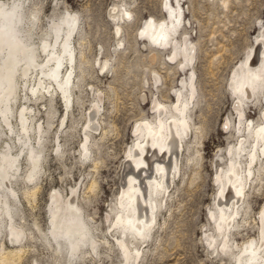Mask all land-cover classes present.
Listing matches in <instances>:
<instances>
[{
	"label": "rangeland",
	"instance_id": "obj_1",
	"mask_svg": "<svg viewBox=\"0 0 264 264\" xmlns=\"http://www.w3.org/2000/svg\"><path fill=\"white\" fill-rule=\"evenodd\" d=\"M175 1H16L21 5L18 12L26 15L20 12L22 19L34 21L35 25L24 19L30 25L24 35L30 34L36 45L52 32V23H60L67 13L77 17L70 39L75 77L69 105L59 93L37 99L29 92L31 88L18 89L14 132L21 137L18 116L26 105L32 110L29 143L43 162L33 196H23L25 189L33 187L26 178L31 165L25 155L11 178L13 192H7V197L12 220L5 217L0 224V244L3 239L7 248L23 249L19 260L0 264H123L117 238L131 251L140 252L129 264H235L244 245L258 242L264 208V154L251 166L252 175L246 176L245 192L230 226L218 231L216 219L225 171L232 160L246 169L243 153L256 144L253 128L248 130L247 125L251 122L255 127L264 121V82L250 98L229 85L233 70L264 38V0H179L178 6ZM167 3L181 11V18L172 42L162 46L142 31L150 18L156 23L171 22ZM31 13L38 18L32 19ZM117 27L120 32L116 33ZM184 46L192 47L191 58L185 59ZM261 74L264 76L263 71ZM179 99L189 103L184 113L187 134L170 158L171 163L176 158L178 171L169 176L168 188L154 196L153 225L140 242L121 225H113L118 214L124 213L120 202L129 168L127 153L141 134L136 131L138 125L142 127L146 121L157 126L160 120L169 122L173 114L180 116L173 108ZM156 102L166 106L160 116L153 109ZM4 129L0 150L11 143L13 153H19L23 137L18 140ZM84 143L88 146L86 158ZM54 192L60 194L62 207L71 198L81 210L88 228L87 243L80 245L78 254H85L82 259L70 256L65 237L58 239L51 232ZM11 224H15L13 230L19 227L24 233L19 244L8 240ZM92 240L96 241L94 247Z\"/></svg>",
	"mask_w": 264,
	"mask_h": 264
},
{
	"label": "bare ground",
	"instance_id": "obj_2",
	"mask_svg": "<svg viewBox=\"0 0 264 264\" xmlns=\"http://www.w3.org/2000/svg\"><path fill=\"white\" fill-rule=\"evenodd\" d=\"M16 1L18 0H13L10 4L9 2L0 1V138L2 134H6L4 128H7L18 140L22 137L25 140L22 139L21 141L22 146L19 149L20 152L18 151L19 153H16L17 151L13 153L14 147L10 146L11 143L10 145L6 144L0 150V190H2V195H0V224L3 223L5 217L9 219L8 221L12 220L7 192L12 191L10 187L11 178L19 171L20 160L24 157L23 155H25L31 165L28 168L29 173L26 178L33 184V187L31 185L32 188L29 187L30 189L27 188L23 191L25 198L33 196L34 191L37 190L38 183L36 184L35 180L39 177L42 170L43 161L41 154L37 152L38 150L36 151V147L29 143L32 136V115H30L32 110L29 112L26 105L20 110L18 116L19 123L17 125L19 130H21V137L14 132L13 110L15 103L19 102V87L31 88L29 92L31 91V94L34 97L36 96L37 99L46 96L52 97L59 93L64 99V104L67 105L70 102V98L72 99L71 88L74 85L73 78L75 77H73L74 53L70 39L72 32L75 31L78 25L77 17L69 12L70 14L67 13L66 17L59 21L60 23H52V27H50L52 32L44 34L46 38L40 39V44L36 45V42L35 44L33 43L34 41H30V34L24 35V33H27L25 29H30V25L27 23L32 21L28 18L27 22L24 18L26 15L19 10L22 15H25L23 18L27 23L22 19V15L18 12V9H21L19 8L21 5ZM175 2L178 6L179 0ZM165 6L168 8V17L171 22L162 21L156 23L150 18V20L145 21L142 31V33L147 34L150 39L162 46H167L172 42V32H176L181 18V11H176V8L168 3ZM31 17L35 19L37 15L32 14ZM32 27L34 26L31 25V30ZM119 29L117 27L115 32L117 33ZM259 40L256 39V42H259ZM28 41L30 42L28 43ZM191 48L184 46L182 51L185 59L192 57ZM42 56H44V59H42ZM262 71L264 72V38L260 40L259 44L256 43L253 49L248 51L244 61L237 69L233 70L229 85L234 92L250 98V93L256 87L262 88L261 84L264 82ZM188 103V100L180 99L176 104L173 105L172 103L174 110L178 111L180 116L177 117L173 114L169 118V122L163 119L164 121L160 120L159 124L154 126L144 120L145 123L141 124L142 127L140 125L136 127V131H141V134L127 153L126 160H128L129 168L124 174L123 200L121 199L122 201L120 202V206L124 208V213L118 214V217L116 216L117 221L115 220L116 222L113 225H121L124 230H128L137 236L141 240L140 242L145 241L153 225L154 196L163 189L168 188L169 176L174 175L178 171L176 158L174 157L172 163L170 158L172 154H176L177 148L181 145L182 135L187 134L188 122L187 115L184 113ZM94 106L96 112L98 104ZM153 109L160 116L166 111V106L156 102L153 104ZM251 125L250 122L247 128L248 130L251 127L253 128L252 137H254L256 144L252 146L250 151L243 153L244 156H247L248 167L243 170L240 161L232 160L224 173V179L220 182L218 192L219 217L216 219V229L218 231L224 226L228 228L232 223L233 215L236 212L235 209L245 192L246 176L250 177L252 175L251 166L257 161L260 153L264 154V121L255 127ZM41 126L38 128L40 132ZM41 137L39 142H41ZM27 143L29 144L26 147ZM37 149L39 148L37 147ZM239 149L241 152L244 151L242 146H239ZM83 152V157H88V146L86 143H84ZM237 155L240 154L238 153ZM153 160L154 162H152ZM145 167L147 169L146 172L144 171ZM91 186H93V182L90 183L89 187ZM61 202V196L58 192L51 194V232L58 239L65 237L64 241L69 245L68 252L70 256H81L78 255L81 254L79 253L80 245H84L88 240L86 239L88 235L86 232L88 229L87 225L81 217V210L76 201L70 198L64 207L61 206ZM259 222L258 242L250 241L244 245L236 257L235 264H264V208L260 211ZM14 225H10V233H8L10 238L8 237V240L10 239L9 241L12 243L19 244V241L23 240L25 236L18 229L19 227L13 230ZM116 240L122 251L123 264H129L131 259L138 257L140 253L138 249L132 248V251H134L133 255L131 249H129L122 238H117ZM1 242L0 261L9 263L14 259L19 260V254L23 249L22 246L9 249L5 246L3 239ZM90 242V245L94 247L96 241L92 240ZM225 246L226 244L223 245V247ZM83 256H81V259Z\"/></svg>",
	"mask_w": 264,
	"mask_h": 264
}]
</instances>
